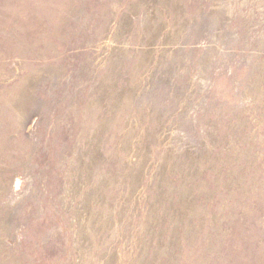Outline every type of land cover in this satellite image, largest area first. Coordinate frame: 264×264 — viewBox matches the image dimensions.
Segmentation results:
<instances>
[{"label":"rangeland","instance_id":"1","mask_svg":"<svg viewBox=\"0 0 264 264\" xmlns=\"http://www.w3.org/2000/svg\"><path fill=\"white\" fill-rule=\"evenodd\" d=\"M0 264H264V0H0Z\"/></svg>","mask_w":264,"mask_h":264}]
</instances>
